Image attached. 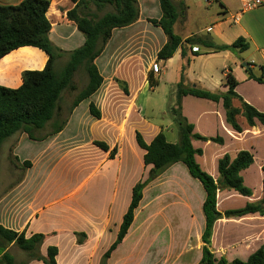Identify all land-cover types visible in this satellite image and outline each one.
I'll return each instance as SVG.
<instances>
[{
    "label": "crops",
    "instance_id": "crops-1",
    "mask_svg": "<svg viewBox=\"0 0 264 264\" xmlns=\"http://www.w3.org/2000/svg\"><path fill=\"white\" fill-rule=\"evenodd\" d=\"M22 1L0 0V5L16 6ZM50 2L47 18L52 25L49 34L52 43L64 52H71L81 47L85 37L75 23L67 18V12L75 6L73 1L50 0ZM173 2L179 13L173 27L176 35L183 40L193 35L210 36L219 45H232L237 39L244 38L250 44V48L245 52L256 53L261 62L257 68L259 73L255 72L254 65L250 66V69L257 77L264 78V0L262 7L246 13L241 12L240 0H173ZM139 7L140 18L136 23L113 30L112 37L103 53L95 60L104 79L103 84L97 92L83 100L73 110L65 129L44 141L30 140L25 133H17L11 136L10 140L7 139L11 141V144L15 142L13 157L18 158V164L28 160L32 162V166L24 170L17 169V174L22 173L20 178L18 176L12 180L7 179L8 176L14 178L16 175L11 171L5 176L0 175V225L17 232H25L26 237L37 233L45 234L47 237L41 252L46 255L49 246H56L59 250L57 264H61L63 257L67 258L64 264H79L73 244H76V251L85 250V256H87L94 246L91 241L104 239L103 241L106 242L95 264L100 263L102 255L117 237L123 216L131 201L132 188L138 181L134 172L131 173L134 168L129 161L130 155H127L125 145L119 143L122 138L117 132V157L110 159L109 153L103 151L108 155V161L100 171V175L93 181V183L98 181L100 184H84L71 190L42 184V176L35 169L33 160L37 159L42 150H46L54 139L78 136L75 133L67 134V132L79 108L85 105L84 110L90 115L89 105L94 103L102 114L105 110L107 111L109 102L113 100V93L117 90V96L123 97L122 101L130 102L126 109L120 108L122 105L118 104L117 113L123 109L127 111L129 107L132 108V112L137 113L132 121L134 129L131 132V145L132 151L140 156L142 164L145 151L136 142V132H140L148 144L161 130L165 133L168 142L175 144L179 141L174 124L164 127L154 123L143 114L144 110L139 104L144 93L153 90L149 87L147 79L153 62H157V53L167 41L162 29L148 21V19L158 20L162 17L159 0H139ZM238 53L240 52L201 51L200 55L194 56L187 48V55L183 57L181 49H178L172 58L166 62L157 63L163 68L161 74L175 89L183 74L187 85H196L215 92H226L225 77L231 73L238 81L236 92L245 102L264 113V94L245 90L246 85H249L262 92L264 84L249 79L246 71L242 76L238 75L237 63L242 59ZM59 59L68 61V55H63ZM47 60L48 56L34 47H23L9 53L0 59V85L8 88L20 87L22 73L26 70L43 69ZM117 81L127 84L128 94L121 90ZM74 83L76 85V74ZM188 103H203L205 106L195 113L187 109ZM233 106L241 109V102L233 99ZM181 108L182 114L189 123L193 124L194 132L209 139L207 142L193 140L192 144L194 148L202 149V155L197 156L196 159L201 168L214 179H217L219 175L218 161L224 155L228 154L233 159L241 150H248L254 156L253 165L241 173L243 179L252 172L256 175L259 186L252 188L253 195L245 197L233 190L219 191L217 210L221 213L234 210L226 208L225 205L235 198L243 202L239 208H243L250 202H260L263 197L264 150L260 152L263 159H258L256 146L264 147V125L256 122L254 127H250L242 114H239L237 121L243 131L238 133L227 123L222 102L216 103L190 95L182 98ZM91 117L96 121L102 120V118ZM217 137L222 138L223 143L211 141L212 138ZM24 143L35 148L36 152L30 155L25 154L21 150V145ZM106 143L110 145L109 142ZM211 144L216 145L214 146L216 153L203 165L202 160L207 159L206 147ZM48 158L49 156L45 157V159ZM116 158V170L105 167ZM143 167L148 172L151 168L144 164ZM185 167L182 163L173 165L146 187L144 197L148 187L163 191L165 201L161 206V216L158 218L146 216L144 222H137L135 217L128 234L113 252L108 264L115 258V252L128 242L134 243L135 250L144 245V251L141 253L145 254L144 260L139 259L134 264H149L146 262L149 257L150 264H155L153 258L159 251V247L162 263L157 264H198L200 262L204 246L202 235L205 230L203 212L205 191L199 181L190 176ZM147 176H143L141 180ZM100 177L101 180H98ZM58 193H64V195H58ZM144 197L136 212L141 208ZM157 221H161V227L155 229ZM75 233L86 235L83 244L77 243ZM158 240L163 243L162 247L157 244ZM65 242L69 243L68 251H65L67 247ZM261 247L264 248V216L260 214L223 218L214 225L210 250L217 258L224 257L230 262L234 259L245 261ZM17 249L11 247V253ZM127 261L124 259V263H119L121 261L117 259V264H125ZM16 262L18 263L17 260ZM29 264L43 263L35 260L30 261Z\"/></svg>",
    "mask_w": 264,
    "mask_h": 264
},
{
    "label": "trees",
    "instance_id": "trees-1",
    "mask_svg": "<svg viewBox=\"0 0 264 264\" xmlns=\"http://www.w3.org/2000/svg\"><path fill=\"white\" fill-rule=\"evenodd\" d=\"M74 8L67 12L69 21L75 23L77 29L84 35V44L71 51L64 52L57 48L49 38L52 25L47 18L50 0H23L16 6L0 5V59L9 53L23 48L34 47L43 51L48 60L41 70H26L22 73V85L18 88H8L0 85V148L3 143L17 133H25L30 140L44 141L52 135L61 133L67 126L73 110L85 99L90 98L103 84L95 60L103 53L105 46L112 37L113 30L125 28L136 23L140 18L139 0H72ZM162 17L158 20L148 21L162 29L167 41L157 53V62H166L172 58L178 49L186 57L187 48L194 56L204 52L232 51L243 53L250 48L249 42L244 38L237 39L232 45H219L210 36L193 35L183 40L175 34L174 25L179 13L173 0H159ZM193 47L198 51L193 52ZM63 55H68V61L63 71H55L56 61ZM82 67L88 75V83L80 90L69 109V115L61 119L60 105L64 91H77L74 76ZM249 79L264 84L263 77H257L250 65H246ZM184 70V68H183ZM150 88L158 85L152 72L148 76ZM121 90L128 94L125 82L117 81ZM238 81L231 74L225 77L226 92H215L196 85L185 84L182 74L177 84L176 107L172 113L178 126L179 141L175 144L167 141L165 133L161 130L149 144L140 132H136V142L145 151L143 164L151 166L147 178L137 182L132 188L131 201L123 216L115 241L102 255L99 264H108L113 252L123 242L131 228L135 212L141 204L146 187L163 175L169 168L177 163L186 166L190 176L199 181L205 191L203 212L205 215V230L202 235V258L198 264H264V248H259L247 260L217 258L210 250L215 223L223 218H237L249 214L264 216V178L263 197L260 202H250L243 208L227 210L223 213L217 210V194L219 191L229 190L250 197L253 190L245 185L241 173L254 163V156L248 150H241L235 158L228 154L218 161V177L214 179L205 172L196 157L201 156L202 149L194 148L192 141L207 142L208 138L194 132L193 124L189 123L182 114V98L194 96L213 102H222L226 113L227 123L238 133L243 131L237 121V116L242 114L250 127L256 122L264 125V113L248 104L236 92ZM233 99L241 102V109L233 106ZM89 113L96 119H101L102 114L94 103L89 105ZM51 125V131L40 135L41 131ZM215 143H223L220 137L212 138ZM93 144L102 151L109 153V158L114 159L117 149H111L104 141H94ZM18 161L17 157H14ZM23 169L32 166L31 161L20 164ZM264 174V166L262 167ZM77 243L83 244L86 240L84 233H75ZM43 233L26 237L25 232H17L0 225V264H29L30 261H41L43 264H57L59 250L56 246H49L47 254L43 255L41 248L46 240ZM11 247H16L27 254V259L17 263L11 253Z\"/></svg>",
    "mask_w": 264,
    "mask_h": 264
},
{
    "label": "rangeland",
    "instance_id": "rangeland-1",
    "mask_svg": "<svg viewBox=\"0 0 264 264\" xmlns=\"http://www.w3.org/2000/svg\"><path fill=\"white\" fill-rule=\"evenodd\" d=\"M251 52L252 51L238 53V56H242L243 59H240L237 63L239 66V71L237 72L239 76H242L245 73L247 68L246 65L252 63H254L253 65L255 66V72L259 73L257 68L261 63L260 58L256 53L252 54ZM66 63V59H58L55 64V71L60 74L63 71ZM160 77L161 78L158 80V85L155 86L153 90H148L146 93H144V96L141 98L139 104L144 110L143 114L147 116V119L158 125H163L164 127L168 126L169 124H174L176 132L179 134L178 126L172 113L173 108L176 107L177 89L168 83L166 77H164L163 74H161ZM87 83L88 75L85 68L82 67L76 73V85L78 88L77 91H64L62 94L60 101V105L62 107L60 117L62 120L68 117L69 109L71 108L78 92L82 90ZM245 90L264 94V91L261 92L260 90L249 85H246ZM113 94V100L109 102L107 111L105 110L104 113H102L101 121L94 120L87 113L88 111L86 112L84 110L85 105L81 106L67 132V134L75 133L79 137L74 135L72 138L68 139H54L52 144H50L46 150H42L41 155L38 156L37 159L33 160L35 169L37 172H39V175L41 174L42 176L43 185H49L51 187L58 186V188H61L62 190H71L76 186H82L84 184H100L98 181L97 183H93V181L96 180V178L100 175V171L103 170L105 163L108 161V155L99 150V148L93 144V141L109 142V146L111 148L117 149V132L120 133V138H122L119 140V143L125 145L127 149V155H130L129 161L134 168L132 169L131 173L134 172V176H137V182L143 179V176H147V169L143 167L140 156L136 152L132 151L131 145V132L134 129L132 121L134 120V115L137 116V113L136 111L132 112L131 107H129L127 111L124 110L126 107H128L127 105H130V102L122 101L121 98L123 97L117 96V90L116 93ZM118 104H121L122 106H120V108L122 107L124 109L117 113ZM204 106L205 105L203 103H188L187 109L191 112L198 113ZM50 131L51 125L48 124L45 129L38 131V134L44 135ZM8 140H6L0 148V175L5 176L9 171L14 172V174H16L14 178L9 176L7 177V179L12 180L18 176L19 178L22 176V173H16L17 169H24L13 157L15 142L11 144V141L9 142ZM214 146L216 145L211 144L209 147H206L207 159L202 160L203 165L209 162L214 153H216ZM256 149L258 151L256 154L257 158L263 159L260 152L264 150V147L258 145L256 146ZM21 150L28 155L34 154L36 152L35 148H32L26 143L21 145ZM46 156H49V158L45 159ZM105 167L116 170L117 158L114 162H109V164ZM98 180H101V177ZM244 180L245 184L251 189L257 188L259 186L257 177L253 174V172L246 175ZM107 183L110 184L109 182ZM60 194L64 195V193H58V195ZM164 201L165 195L162 190L155 189V187H148L145 192V197L141 208L138 210V212H135L136 221L144 222L146 216H149L150 218L160 217L162 212L161 206L163 205ZM242 204L243 202L241 199L235 198L231 199L225 206L226 208L237 209ZM156 225L157 228L155 229L160 228L161 221H157ZM103 240H92L91 243H93L94 246L91 250V253L87 256H85V250L79 249L77 252L76 244H73L75 254L79 259L78 263L95 264L96 259L100 255L106 242ZM133 244L134 243L132 242H128L125 245H122V247L115 252V258L110 264H117V259L118 261H121L119 263H124V259H127L128 261L125 264H134L138 262L139 259L144 260L143 257L145 254H141L144 251V245L139 247L138 250H135V248H133ZM157 244L161 247L163 246L161 240H158ZM65 245H67L65 251H68L69 243L65 242ZM12 254L18 263L27 259V254L20 249H17V251L14 250ZM160 254L161 248L159 247V251L154 254L153 258L155 264L162 263ZM66 259V257L61 258V264H64ZM146 262H149L150 264V257L146 260Z\"/></svg>",
    "mask_w": 264,
    "mask_h": 264
},
{
    "label": "built area",
    "instance_id": "built-area-1",
    "mask_svg": "<svg viewBox=\"0 0 264 264\" xmlns=\"http://www.w3.org/2000/svg\"><path fill=\"white\" fill-rule=\"evenodd\" d=\"M262 6H263V0H240V9L242 13L254 11ZM193 51L197 52L198 48L194 47ZM253 64L254 63L249 64V65L253 66ZM162 71H163V68L161 67V65L157 62H153L151 66V72L153 73L154 78L156 80H159L161 78L160 75Z\"/></svg>",
    "mask_w": 264,
    "mask_h": 264
}]
</instances>
